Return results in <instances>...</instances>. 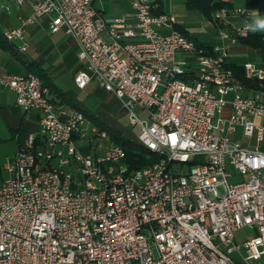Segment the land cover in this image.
<instances>
[{
  "label": "built area",
  "instance_id": "built-area-1",
  "mask_svg": "<svg viewBox=\"0 0 264 264\" xmlns=\"http://www.w3.org/2000/svg\"><path fill=\"white\" fill-rule=\"evenodd\" d=\"M16 1H33V13L5 38L24 40L27 24L54 14L52 32L71 34L86 65L77 86L95 80L114 93L139 126L137 141L158 159L131 169L125 148L111 142L82 153L75 140L87 136L84 112L54 101L34 71L3 74L0 85L41 120L2 165L10 175L0 186V264H261L264 151L233 134L242 126L263 142L256 118L264 120V99L260 89L241 92L228 61L230 45L250 33L252 10L216 9L221 43L207 50L176 28V16L156 13L153 0L132 1L133 22L105 19L95 0ZM244 68L264 80L255 63ZM93 133L110 140L105 129ZM244 227L257 234L239 244Z\"/></svg>",
  "mask_w": 264,
  "mask_h": 264
},
{
  "label": "crops",
  "instance_id": "crops-1",
  "mask_svg": "<svg viewBox=\"0 0 264 264\" xmlns=\"http://www.w3.org/2000/svg\"><path fill=\"white\" fill-rule=\"evenodd\" d=\"M133 0H95L94 7L105 18L113 19L115 17H125L126 20L133 22ZM159 3L164 13L172 14L179 19V25L183 27L188 37L193 38L199 44L212 47L221 43L219 30L213 19L207 18L203 13L202 18L205 19L200 29H192L188 26L186 18L192 13L190 8L186 6L183 0H153ZM178 2V3H176ZM33 1H26L23 4L17 3L16 0H0V76L5 73L20 75L26 74L29 71L37 70L38 75L49 85H52L50 94L52 99H55L59 104L66 105L69 108H74L73 104L80 106L85 111H89L98 121L108 125L110 117L107 115L108 102L117 97L114 93L107 91L102 85L95 80L87 83L86 87L79 88L75 83V76L86 69L85 63L79 57V45L76 39L65 30L61 29L57 32H52L51 23L54 14L40 17L37 21L25 26L24 40L13 39L8 41L4 36V31L9 28H18L24 25L33 13ZM237 5L246 6L243 1H238ZM247 7V6H246ZM253 15L250 24L254 25L255 19L264 17L259 14L258 9H252ZM194 16V14H192ZM241 22V18L237 20ZM264 33V31H261ZM264 36V35H263ZM25 43L27 49L21 52L17 46ZM257 50H260L261 57L264 60V55L261 49L255 48L243 42L231 44L229 47V64L243 66L247 62H253L250 55H259ZM183 58L191 60L189 54H182ZM242 58V59H241ZM245 58V60H243ZM193 60V59H192ZM259 68L264 69V63H255ZM63 80L61 81V79ZM237 78V77H236ZM68 79V81H65ZM238 79V78H237ZM242 85L243 94H252L253 89L244 84L238 79ZM67 87V88H65ZM264 99V87L260 89ZM63 94V95H61ZM95 94L97 97H103L100 104L97 106H86L81 98ZM81 95H84L81 97ZM81 97V98H80ZM232 95L230 96V98ZM79 100H78V99ZM74 99L76 101H74ZM64 100L70 101L65 103ZM118 105L123 107L129 114V110L123 105L122 101L118 100ZM232 111L231 106L225 109V115H229ZM145 114V113H142ZM41 113L32 109L26 111L17 104V93L10 88L0 85V186L4 180L10 175L3 170V166L8 157L13 158L19 147L25 143L30 135H36L40 128ZM87 120H92L87 118ZM256 121L264 124V120L256 118ZM114 126V127H113ZM97 127L95 124L92 127ZM111 128L120 131L124 136L130 139H136L131 132L112 123ZM233 134V137L240 141L243 146L248 148L258 147L264 151L263 142H257L255 138H247L243 134V127L240 126ZM79 137L76 138V140ZM75 140V141H76ZM5 172V174H3ZM257 234V230L244 227L237 231L236 242L242 244L248 238ZM245 256V250L241 246L235 251L234 257L240 263ZM264 264V254L260 260Z\"/></svg>",
  "mask_w": 264,
  "mask_h": 264
},
{
  "label": "trees",
  "instance_id": "trees-1",
  "mask_svg": "<svg viewBox=\"0 0 264 264\" xmlns=\"http://www.w3.org/2000/svg\"><path fill=\"white\" fill-rule=\"evenodd\" d=\"M186 6L190 9H196L201 11L207 18L213 19L214 11L220 7L227 6V7H234L237 5L238 1H243L245 5L250 9H258L259 14L264 16V0H183ZM164 12L162 7L160 6L156 13ZM176 28L180 30L184 35L188 36L182 26L176 25ZM264 33L261 31L252 32L250 31L249 35L245 38H242L240 41L253 46L255 48H259L262 50L264 55ZM191 38V37H190ZM199 47H204L205 49H210L211 47H206L197 42ZM230 67L235 72V77L240 79L244 84L255 88L261 89L264 87V80H259L257 78H248L245 73V68L243 66H237L231 64ZM33 71V70H32ZM35 73L38 74L37 70H34ZM43 80V79H42ZM44 84L47 83L43 80ZM49 88L52 92V85H49ZM63 95V94H61ZM56 101L55 99H53ZM66 101V102H65ZM57 102V101H56ZM65 103H70V101L64 100ZM74 108H78L84 112L87 118H90L96 121L101 129L107 130L110 141L113 144H119L123 146L127 152L126 162L129 164L131 169H138L144 166H147L153 162H155L158 157L155 153L150 152L149 150L145 149L140 145V143L136 139H130V137L124 136L120 131L115 130L113 128H109L104 122L98 121L94 115L89 113V111H85L80 106L73 104Z\"/></svg>",
  "mask_w": 264,
  "mask_h": 264
},
{
  "label": "rangeland",
  "instance_id": "rangeland-1",
  "mask_svg": "<svg viewBox=\"0 0 264 264\" xmlns=\"http://www.w3.org/2000/svg\"><path fill=\"white\" fill-rule=\"evenodd\" d=\"M189 10H191L190 13L194 14V16L191 14L189 17L186 18L187 20L186 22L188 23V26H191L190 28L192 29H200L203 22L205 21V19L202 18L201 11L196 10V9H189ZM256 53H258L259 55L252 53L249 58L251 60H256L254 61L255 63L258 62L260 64H263L264 60L260 56L261 55L260 50H257ZM243 60H245V58ZM62 80L63 78L61 79V81ZM65 81H68V79H65ZM82 96L84 95H81V97ZM97 96L98 95L91 94V95L86 96L84 99L80 97L81 98L80 100H83L86 106L93 107V106H97L98 104H100V102L103 99L102 96L101 97H97ZM118 100H119L118 97H114L108 102L109 108H107L106 113L110 117V120H108L107 126L111 128L112 123H114L115 125L119 127L128 129L133 136L138 135L139 126H135L131 123V121H129L130 120L129 114L124 110L123 107L118 105ZM74 101L76 100L74 99ZM87 122L88 123H86L85 125V132L87 136L85 138H79L76 140V145L78 146L79 150L84 154L95 152L96 148H99L100 146L106 147L111 142L107 138H100V137L94 138L92 127L95 124L99 128V125L94 120H89V121L87 120ZM3 174H5V172ZM242 179H243L242 176L238 177V180H242ZM0 180H1V174H0ZM220 191L221 192L223 191L222 187H220Z\"/></svg>",
  "mask_w": 264,
  "mask_h": 264
},
{
  "label": "clouds",
  "instance_id": "clouds-1",
  "mask_svg": "<svg viewBox=\"0 0 264 264\" xmlns=\"http://www.w3.org/2000/svg\"><path fill=\"white\" fill-rule=\"evenodd\" d=\"M252 32L264 31V17H258L255 19L254 25L249 27Z\"/></svg>",
  "mask_w": 264,
  "mask_h": 264
}]
</instances>
